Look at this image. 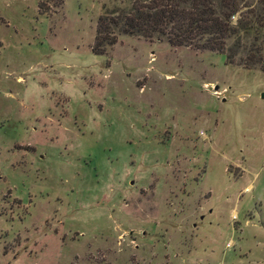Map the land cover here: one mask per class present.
<instances>
[{"label": "rangeland", "instance_id": "rangeland-1", "mask_svg": "<svg viewBox=\"0 0 264 264\" xmlns=\"http://www.w3.org/2000/svg\"><path fill=\"white\" fill-rule=\"evenodd\" d=\"M55 1L0 0V264H264V71Z\"/></svg>", "mask_w": 264, "mask_h": 264}, {"label": "trees", "instance_id": "trees-1", "mask_svg": "<svg viewBox=\"0 0 264 264\" xmlns=\"http://www.w3.org/2000/svg\"><path fill=\"white\" fill-rule=\"evenodd\" d=\"M119 35L213 52L225 65L264 71V0H130L127 9L96 18L91 54L101 56Z\"/></svg>", "mask_w": 264, "mask_h": 264}, {"label": "water", "instance_id": "water-1", "mask_svg": "<svg viewBox=\"0 0 264 264\" xmlns=\"http://www.w3.org/2000/svg\"><path fill=\"white\" fill-rule=\"evenodd\" d=\"M261 97H264V95H261Z\"/></svg>", "mask_w": 264, "mask_h": 264}]
</instances>
